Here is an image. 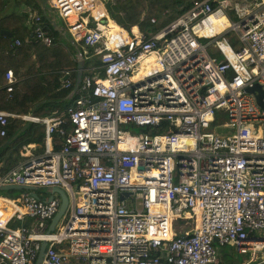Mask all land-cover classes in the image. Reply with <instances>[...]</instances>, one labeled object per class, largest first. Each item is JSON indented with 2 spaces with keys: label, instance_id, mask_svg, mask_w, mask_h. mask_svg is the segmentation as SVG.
<instances>
[{
  "label": "built area",
  "instance_id": "built-area-1",
  "mask_svg": "<svg viewBox=\"0 0 264 264\" xmlns=\"http://www.w3.org/2000/svg\"><path fill=\"white\" fill-rule=\"evenodd\" d=\"M257 1L242 8L193 0L148 33L113 19L115 0L47 1L85 66L77 88L78 69L63 71L61 86L74 100L65 109L45 117L0 110V136L10 117L45 126L42 151L23 146V160L0 184L50 192L0 196V264H36L43 241L40 264H222L226 244L248 255L242 264H264V0L252 8ZM23 7L33 40L53 46L57 26ZM6 77L11 91L12 69ZM256 85L263 106L248 91ZM54 187L70 210L51 230L62 200Z\"/></svg>",
  "mask_w": 264,
  "mask_h": 264
},
{
  "label": "trees",
  "instance_id": "trees-1",
  "mask_svg": "<svg viewBox=\"0 0 264 264\" xmlns=\"http://www.w3.org/2000/svg\"><path fill=\"white\" fill-rule=\"evenodd\" d=\"M41 1L43 0H0V109L17 114H28L31 112L32 105L46 99L51 91V88L42 82L49 78L48 74L45 73L44 76L41 74V72L56 70L55 68L58 67L48 57L49 54L51 55L48 50L51 46L46 47L44 54L42 53L41 48L44 49L46 45L33 40V35H30V30L26 27L27 14L20 7L22 2H26L45 18ZM115 1L118 2V7L109 5L111 17L121 24H136L142 32L148 33L155 26L152 22L153 17L167 19L170 10L179 8L178 10L182 12L191 5L193 0H125L122 3H119V0ZM1 30H8L12 35L2 34ZM53 36L58 38V33L54 32ZM16 40H20L19 45L16 44ZM73 63V66H76L74 60ZM9 68L15 70L16 77H25L19 82L15 81L11 91L7 89V86L4 87L5 75ZM49 104L50 101L47 99L37 106L34 113L43 114V110ZM25 124L26 122L20 118L10 117L6 125L7 134L0 136V161L7 160L4 171L17 164L21 158L20 149L23 146L36 142L39 137L45 135L43 124L29 123V127L15 140L6 147H2ZM57 140L60 142L59 137ZM8 151L10 153L6 157ZM10 191L21 192V190Z\"/></svg>",
  "mask_w": 264,
  "mask_h": 264
},
{
  "label": "crops",
  "instance_id": "crops-1",
  "mask_svg": "<svg viewBox=\"0 0 264 264\" xmlns=\"http://www.w3.org/2000/svg\"><path fill=\"white\" fill-rule=\"evenodd\" d=\"M28 5V4H27ZM24 6V5H23ZM28 6H31V5H28ZM32 7V6H31ZM41 7L44 9V13L46 15L47 18H49L51 21H53V23L57 26V28L60 30V31H56V30H53V33L56 32L58 33V38H55V44L53 46H51V48H49L48 50H50V52H52L54 50L55 47L57 46H61V47H64V50H65V46L63 43H61L60 41V37L61 35H68L70 38L71 36L69 35V33H67V30L65 28V26H61L58 21H57V16H55V13L53 10H51L49 8V4L47 1H41ZM114 19V18H113ZM116 20V19H115ZM117 21V20H116ZM118 22V21H117ZM119 23V22H118ZM217 23V22H216ZM222 22H218L217 24H221ZM54 25V27H55ZM138 26V25H137ZM26 27L30 30V35H32V30H31V27L28 25L27 23V19H26ZM71 42L74 44L73 42V39L71 38ZM45 46V45H44ZM46 47H49V46H45L44 49L43 47L41 48V51L42 53L44 54L45 52V48ZM68 49V48H67ZM78 51V49H77ZM64 52V51H63ZM65 52L67 53V51L65 50ZM64 52V53H65ZM63 55L64 56V59H58V60H67L66 57L67 55ZM63 54L62 52L60 53V55ZM70 59L69 60H76L75 59V56L77 53H74V52H70ZM50 57V60L51 61H54L57 60L56 58V55L54 53H51V55L49 54ZM96 57L92 58V59H95ZM91 59V60H92ZM98 59V58H96ZM49 60V61H50ZM99 60V59H98ZM38 65V63H37ZM58 67L55 68L56 70H49V71H46V72H41V74L44 76V74H48L49 78L46 80V81H42L44 83L45 86H48L49 88H51V91L49 92V96L46 97V99H42L40 100V102H38L37 104H34L32 105V108H31V112H29L28 114H31V113H34V111L36 110L37 106L43 102H45L47 99H49L50 101V104L49 106L47 105V108H45L43 111L44 113L41 114V115H38V116H42V117H45V116H50L54 113V111L56 110H63L65 109L67 106L71 105L73 103V94H72V91L70 89H66V88H62L61 86V81L63 79H65L66 77L63 75V71L66 70V69H77V66H59V64L57 65ZM9 69H12V68H9ZM8 69V70H9ZM51 69V68H50ZM13 72H14V77L16 79L17 82H19L20 80L22 79H25V77H16V72L14 69H12ZM75 75L77 76V72L75 73ZM5 78H6V81H5V84H4V87L7 86V83H8V80H7V77L5 75ZM0 110H3V111H7V110H4V109H0ZM7 112H10V111H7ZM13 113V112H11ZM14 114H17V113H14ZM35 114V113H34ZM17 115H25V114H17ZM19 118V117H17ZM21 119V118H20ZM27 123V122H26ZM8 141V140H7ZM6 141V142H7ZM6 142L3 144L2 147H6L5 144ZM9 145V144H8ZM26 145H31L34 149H38L39 152L42 151L43 149V146L40 145L39 143H35V142H32V143H28ZM37 147V148H36ZM21 150V149H20ZM33 150V149H32ZM34 151V150H33ZM10 151L7 152L6 154V157L7 155H9ZM36 153V152H35ZM23 160V157L21 156L20 160H18L17 164H19L21 161ZM7 160L4 159V160H1L0 161V176L2 174H4L6 171H4V166H5V162ZM16 164V165H17ZM14 165V166H16ZM13 166V167H14ZM11 168H9L10 170ZM26 190H22L21 191V195H18L19 197H21L23 195V193L25 192ZM40 195H42V197H47L50 195V192L47 191L46 189H41V191H37Z\"/></svg>",
  "mask_w": 264,
  "mask_h": 264
},
{
  "label": "rangeland",
  "instance_id": "rangeland-1",
  "mask_svg": "<svg viewBox=\"0 0 264 264\" xmlns=\"http://www.w3.org/2000/svg\"><path fill=\"white\" fill-rule=\"evenodd\" d=\"M235 1L239 2L241 7L243 8L250 0H235ZM25 4H26V2H22L20 5L21 10L24 12H26L24 7H23V5H25ZM178 9L179 8H177L175 10H170L167 14L169 16L167 19L166 18L159 19V22L157 24H155L154 27L151 28L150 32H156L157 30H159V29L165 27L167 24H169L173 19H175L181 13L180 10H178ZM54 13H55V16H57L58 23L61 26H65L63 19L56 13V11H54ZM26 14H28V13L26 12ZM167 15H165V16H167ZM233 16H234V18H237V16L234 13H233ZM163 19H166V20H163ZM212 19L214 20L215 18L213 17ZM218 20L219 21H217L215 19V22L218 23V22H224L225 21L224 19H218ZM227 38L229 39L230 43L233 46L238 44V39L236 38L235 35H232V36L227 35ZM60 41H61V43L64 44L65 50L67 51V53L65 52L64 47H61V46L55 47L52 52L49 51V53H54L56 55L57 60H55L54 64L55 65L59 64V66H67V67L72 66L74 64L73 60H69L68 57H70V54H69L70 52L77 53V46L71 42V38L68 35H61ZM203 42H206V40H203ZM208 50L211 52V51L215 50V47L210 45L208 47ZM63 51L67 55V57H66L67 60H58V59H64L63 55H65V53ZM61 52L63 54L60 55ZM74 61L76 62V66H77L78 65L77 61L76 60H74ZM89 63H90V61H88V64ZM217 119H220L221 120L220 123H222V124L228 122V117H227V114L225 111H218ZM224 125H226L225 127H228L227 124H224ZM122 128L126 129V130H131L134 132H140L139 127L132 128L131 126L126 125V126H123ZM37 140L38 141H36L35 143H39L40 145L43 146L44 136L39 137ZM33 150L36 153L39 151L38 149H34V148H33ZM20 156H21V153H20ZM70 182H74V181L70 180ZM37 191H41V189L37 188ZM18 195H21V192H15V191H10V190H0V196H5L8 198H17V197H19ZM69 210H70V207L67 208V210L65 212V217H64L63 221L59 224V226L62 225L64 221H66L67 217L69 216ZM182 224H183V222L176 223V227L174 228V230H177V228L180 227V225H182ZM177 233H179V232H177ZM181 234H182V232H181ZM219 247L221 250V256H219V261L222 264H242L244 262L245 258L248 257V255H238L234 245L226 244V245L219 246Z\"/></svg>",
  "mask_w": 264,
  "mask_h": 264
},
{
  "label": "water",
  "instance_id": "water-1",
  "mask_svg": "<svg viewBox=\"0 0 264 264\" xmlns=\"http://www.w3.org/2000/svg\"><path fill=\"white\" fill-rule=\"evenodd\" d=\"M1 33L9 35V36L12 35V33L8 30H1ZM84 66H85V61L83 59L78 61L77 82H76L75 88L78 87V84L80 83V81L82 79V70H83ZM248 91H250V92L257 91L258 92L257 93V100H258L259 104L261 106H263V91L261 90L260 86L256 85L252 88H248ZM28 127H29V122L26 123L14 136H12L6 142L5 146L10 144L13 140H15L20 135V133L25 131ZM139 169H143V166H140ZM37 188L38 187L35 185H20V184H5V185H3V184H0V190H31V194L38 198L39 193L36 192ZM53 189L60 194L62 200H61V205H60L58 212L56 213V215L52 219V222L50 225L51 230H53L55 228V225L58 223V221L60 220L62 215L65 213L66 208L68 206V196H67L66 192L60 187H54ZM128 194H129V192H125L121 197L124 198V197L128 196ZM52 198H53V196L51 195L49 197V199H52ZM46 245H47V242L43 241L36 264L41 263V261L43 259L44 252H45Z\"/></svg>",
  "mask_w": 264,
  "mask_h": 264
},
{
  "label": "bare ground",
  "instance_id": "bare-ground-1",
  "mask_svg": "<svg viewBox=\"0 0 264 264\" xmlns=\"http://www.w3.org/2000/svg\"><path fill=\"white\" fill-rule=\"evenodd\" d=\"M262 2H263L262 0H258L257 3L254 4V5L252 6V8L255 7V6H259V5H261ZM215 19H216V18H215ZM216 20L219 21L218 19H216ZM113 24L115 25L114 22H112V25H113ZM216 24H217V23H216ZM114 25H113V26H114ZM115 28H118V26L115 25ZM161 129H163V130H168V129H170V125H169V124H165Z\"/></svg>",
  "mask_w": 264,
  "mask_h": 264
}]
</instances>
